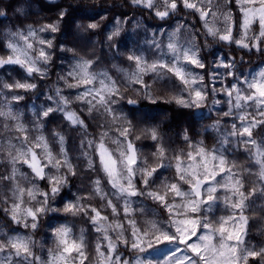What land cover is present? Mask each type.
I'll list each match as a JSON object with an SVG mask.
<instances>
[{
	"label": "snow or ice",
	"instance_id": "1",
	"mask_svg": "<svg viewBox=\"0 0 264 264\" xmlns=\"http://www.w3.org/2000/svg\"><path fill=\"white\" fill-rule=\"evenodd\" d=\"M0 264H264V0H0Z\"/></svg>",
	"mask_w": 264,
	"mask_h": 264
},
{
	"label": "trees",
	"instance_id": "2",
	"mask_svg": "<svg viewBox=\"0 0 264 264\" xmlns=\"http://www.w3.org/2000/svg\"><path fill=\"white\" fill-rule=\"evenodd\" d=\"M6 23V22H5ZM74 190V189H73Z\"/></svg>",
	"mask_w": 264,
	"mask_h": 264
}]
</instances>
